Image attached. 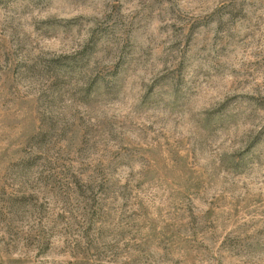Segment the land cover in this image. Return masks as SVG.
Segmentation results:
<instances>
[{
    "label": "rangeland",
    "instance_id": "obj_1",
    "mask_svg": "<svg viewBox=\"0 0 264 264\" xmlns=\"http://www.w3.org/2000/svg\"><path fill=\"white\" fill-rule=\"evenodd\" d=\"M0 264H264V0H0Z\"/></svg>",
    "mask_w": 264,
    "mask_h": 264
}]
</instances>
